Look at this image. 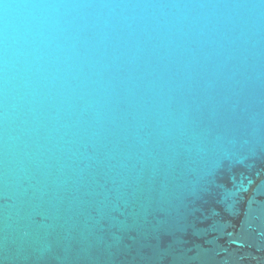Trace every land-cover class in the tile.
I'll list each match as a JSON object with an SVG mask.
<instances>
[{
    "label": "water",
    "instance_id": "obj_1",
    "mask_svg": "<svg viewBox=\"0 0 264 264\" xmlns=\"http://www.w3.org/2000/svg\"><path fill=\"white\" fill-rule=\"evenodd\" d=\"M0 264H264V0H0Z\"/></svg>",
    "mask_w": 264,
    "mask_h": 264
}]
</instances>
